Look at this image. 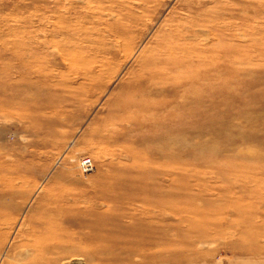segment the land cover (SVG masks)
<instances>
[{"label":"rangeland","instance_id":"rangeland-1","mask_svg":"<svg viewBox=\"0 0 264 264\" xmlns=\"http://www.w3.org/2000/svg\"><path fill=\"white\" fill-rule=\"evenodd\" d=\"M188 1L0 0V264L39 197L140 184L127 213L164 239L149 264H264V0ZM191 8L207 24L181 43L206 63L163 123L128 126L113 107L138 57Z\"/></svg>","mask_w":264,"mask_h":264},{"label":"bare ground","instance_id":"bare-ground-1","mask_svg":"<svg viewBox=\"0 0 264 264\" xmlns=\"http://www.w3.org/2000/svg\"><path fill=\"white\" fill-rule=\"evenodd\" d=\"M196 11H185L186 26L175 24L162 30L154 46L138 57L127 93L113 107L128 126L141 130L150 128L152 120L163 123L166 117L162 114L176 95L175 89L193 83L195 72L206 63L207 58L181 43L185 36H195L207 24L192 19ZM128 186H121L128 195L125 198L99 195L67 201L39 197L37 207L28 211L8 251L10 259L2 264H65L72 257L83 258L87 264H149L146 251L161 249L164 239L159 229L133 222L134 212H127L144 203L135 196V190L143 186ZM86 204L89 207L84 209ZM100 205H107L110 213H97ZM120 206L125 209L121 217L127 218V223L117 214Z\"/></svg>","mask_w":264,"mask_h":264},{"label":"built area","instance_id":"built-area-1","mask_svg":"<svg viewBox=\"0 0 264 264\" xmlns=\"http://www.w3.org/2000/svg\"><path fill=\"white\" fill-rule=\"evenodd\" d=\"M79 169L82 174H88L93 170L92 161L89 158H82L79 162Z\"/></svg>","mask_w":264,"mask_h":264}]
</instances>
